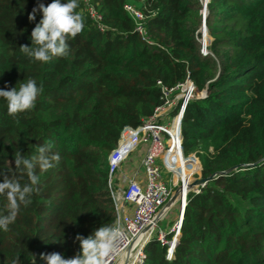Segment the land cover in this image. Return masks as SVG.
Instances as JSON below:
<instances>
[{
	"label": "trees",
	"instance_id": "obj_1",
	"mask_svg": "<svg viewBox=\"0 0 264 264\" xmlns=\"http://www.w3.org/2000/svg\"><path fill=\"white\" fill-rule=\"evenodd\" d=\"M51 2L0 0V89L28 77L43 85L24 112L9 114L0 98V171L20 175L19 150L31 158L50 146L60 157L46 170L37 166L30 202L0 230V264L17 257L31 264L32 254L40 264V254L51 252L70 258L80 251L77 234L115 223L108 155L124 127L140 125L162 103L157 81L171 87L187 76L206 92L183 112L182 151L198 157L201 177L213 178L188 193L170 256L155 235L142 264H264V0H208L205 55L195 37L199 0H89L100 25L78 0L84 27L67 37L69 54L36 61L19 46H31L43 17L30 21L29 13ZM127 3L142 11L143 35ZM28 182L24 174L21 183ZM8 207L0 195V214Z\"/></svg>",
	"mask_w": 264,
	"mask_h": 264
},
{
	"label": "built area",
	"instance_id": "obj_2",
	"mask_svg": "<svg viewBox=\"0 0 264 264\" xmlns=\"http://www.w3.org/2000/svg\"><path fill=\"white\" fill-rule=\"evenodd\" d=\"M87 7L92 19L100 25V15L89 0H81ZM208 0H199L201 17L205 15ZM125 11L136 22V29L143 35L142 11L127 3ZM199 52L211 54L208 46L211 39L207 28L196 33ZM145 38V37H144ZM160 84L162 103L155 107L153 113L136 126H126L121 130L116 146L108 155L109 172L107 186L114 205L118 223L124 232V238L119 242V251L106 258V264H112L128 246L132 237L151 221L153 215L166 203L175 189L183 184L184 196L178 200L179 212L176 220L169 227L171 238H166L165 231L158 227L156 237L161 245H167V255L172 253L180 232L181 213L184 212L187 196L190 191L198 192L200 185L188 188L190 182L201 177V164L197 156H185L182 151L181 119L188 102L200 97L204 91L197 92L192 79L187 76L174 86ZM141 146L139 165L127 163L132 169V175L127 174L122 165L129 161L131 154ZM192 161L196 165L191 164ZM189 172L180 174L179 169L186 168ZM194 166H197L194 169ZM157 225H155L152 234ZM143 250L139 252L133 264H142Z\"/></svg>",
	"mask_w": 264,
	"mask_h": 264
},
{
	"label": "clouds",
	"instance_id": "obj_3",
	"mask_svg": "<svg viewBox=\"0 0 264 264\" xmlns=\"http://www.w3.org/2000/svg\"><path fill=\"white\" fill-rule=\"evenodd\" d=\"M78 0H52L45 6L39 3L29 13V20L35 21L37 13L42 12L43 17L31 32V46L20 45V51L36 61L47 62L52 57H66L70 46L67 37H75L83 30L84 19L76 11ZM19 87L0 89V98L7 101L9 114H17L31 109L37 97L43 92V85L37 86L35 79L28 77L26 82H18ZM14 163L19 176L10 175L7 171H0L3 182H0V195H6L9 207L6 214H0V230L7 232L9 226L15 223L21 204L30 202L34 186L38 184L39 177L35 174L37 166L46 170L59 161L58 154L51 151L50 146H40L38 155L25 157L21 150L15 151ZM28 177V183H21L23 175ZM124 238V232L118 223L103 224L87 237L77 234L75 240L80 244V251L71 258H65L59 252L41 253L40 259L46 264H106V258L119 251V242ZM31 264H36V256ZM14 264H19L17 257Z\"/></svg>",
	"mask_w": 264,
	"mask_h": 264
},
{
	"label": "water",
	"instance_id": "obj_4",
	"mask_svg": "<svg viewBox=\"0 0 264 264\" xmlns=\"http://www.w3.org/2000/svg\"><path fill=\"white\" fill-rule=\"evenodd\" d=\"M206 15V12H205ZM205 15L201 17V22L196 30V33L204 32L206 24H205ZM206 90H204L203 96L205 94ZM200 96V97H201ZM236 168V166L230 168L233 169ZM230 169L223 171L221 173H226ZM213 176L208 177L207 179L203 177H196L192 182L189 183L188 188L200 185L202 183H206L208 180L212 179ZM184 196V186L183 184L179 185L174 193L169 197V199L166 201V203L153 215L150 222H148L138 233L136 236L132 237L128 246L122 251V253L116 258V260L112 264H133L137 255L139 252L143 250L144 245L153 237L152 231L157 225V222L164 217V215L170 210V208L178 202V200H181ZM183 211L181 213V219L183 218Z\"/></svg>",
	"mask_w": 264,
	"mask_h": 264
},
{
	"label": "rangeland",
	"instance_id": "obj_5",
	"mask_svg": "<svg viewBox=\"0 0 264 264\" xmlns=\"http://www.w3.org/2000/svg\"><path fill=\"white\" fill-rule=\"evenodd\" d=\"M211 39V38H210ZM141 155V146H139L136 151H134L130 158H129V162L131 163V165L136 166V164H138V160L139 157ZM179 212V204L178 202L176 204H174L170 210L164 215V217H162L158 222H157V227L154 231V233L152 234L153 236L156 235L157 231H158V227H160V229L166 230L167 229V221L171 220L172 222H174L176 220V217L178 215Z\"/></svg>",
	"mask_w": 264,
	"mask_h": 264
},
{
	"label": "crops",
	"instance_id": "obj_6",
	"mask_svg": "<svg viewBox=\"0 0 264 264\" xmlns=\"http://www.w3.org/2000/svg\"><path fill=\"white\" fill-rule=\"evenodd\" d=\"M127 163H129V161H125V163L122 165V167H123V170L127 173V174H129V175H132V169L131 168H129V166H128V164ZM139 165V160H138V164H136V166H138ZM135 166V167H136ZM177 218V217H176ZM171 220H169V221H167V223H168V225H167V231H168V229H169V227L172 225L171 224ZM160 228V227H159ZM163 230V229H162ZM166 230H164V231H166ZM72 257H74V256H72ZM71 258V257H70ZM39 263L40 264H46V262L45 261H43V260H41V259H39Z\"/></svg>",
	"mask_w": 264,
	"mask_h": 264
},
{
	"label": "bare ground",
	"instance_id": "obj_7",
	"mask_svg": "<svg viewBox=\"0 0 264 264\" xmlns=\"http://www.w3.org/2000/svg\"><path fill=\"white\" fill-rule=\"evenodd\" d=\"M192 162H193V163H191V164L196 165V162H194V161H192ZM191 164L186 165V168H185V166H184V168L179 169L178 172H179L180 174H183L185 171H186V172H189V170H187V169L191 166ZM196 167H197V166H194V169H195Z\"/></svg>",
	"mask_w": 264,
	"mask_h": 264
}]
</instances>
